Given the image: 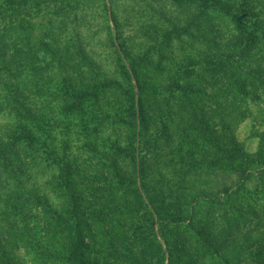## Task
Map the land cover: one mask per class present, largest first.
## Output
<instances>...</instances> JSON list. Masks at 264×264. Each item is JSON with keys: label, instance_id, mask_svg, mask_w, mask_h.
<instances>
[{"label": "rangeland", "instance_id": "374dc122", "mask_svg": "<svg viewBox=\"0 0 264 264\" xmlns=\"http://www.w3.org/2000/svg\"><path fill=\"white\" fill-rule=\"evenodd\" d=\"M191 4L190 0H49L48 4H39L38 8H34L32 15L29 14L31 18L26 17V6H23L24 11L20 8V25L33 26L34 43H38L49 30V45L57 49L58 54L53 56L49 53L47 96L39 95L37 89L43 84L42 78L35 77L28 69L18 80L10 78L0 61V145L9 148L7 160H14L9 169L12 183L5 187L4 193L1 192L0 210L15 207L24 213L18 215L20 222H29L40 230L43 225L36 216L33 218L29 214V203L34 199L49 204L51 210L58 211L65 219H70L69 212L77 208L87 218L98 216L104 208L125 213L128 197L125 188L117 186L118 179L111 168L113 158H117L122 175L125 173V177H131L132 181L142 174H137L126 154L118 156L116 150L120 148L132 155L127 148L133 143L130 139L133 133V118H130L133 112L128 113L130 105L124 101L125 97L120 91L98 90L104 80H114L126 87L118 49L112 44L111 35L114 39L120 36L117 43H125L134 57H142L143 64L138 67L141 68L145 88L154 87V95L161 103L168 97V88L177 80L180 71L184 74L182 85L185 88L200 86L201 81L194 79L196 75L205 79L211 75L229 80L231 76L216 71L213 74L211 66L216 64V60L222 61L219 58L222 53L214 50L215 45L208 44L202 38L194 39V35L189 33L184 35V31H181L187 17L182 9ZM0 7L3 8L0 14H7L4 0H0ZM1 20L0 16V27L3 28ZM217 25L215 23V30L222 31ZM75 47L86 58V61H81L89 70L84 81H80L77 70L60 64L66 53ZM230 49H225L227 54ZM263 51L255 49V58L245 59V66L231 67L238 80L247 86L249 95H234L229 104L230 110L220 108V105L227 107V98L213 97L208 84L205 86L207 96L196 95L197 101L187 103L197 107L192 112L200 118L194 120L193 126L200 127L203 123L200 130L209 133L210 141L201 139L197 131L191 133L187 122L177 120L174 125L170 122V126H163L170 121L168 112L162 116L159 102L156 105L150 100L149 129L144 140L132 146L143 151L141 154H145L148 160L150 180L145 185L152 192L154 200L158 201V207L162 206V210L165 208L163 217L181 214L185 220L175 225L166 223L162 227L166 237V243L162 240L166 264H204L208 260V257H204L202 243H196L191 229L183 234V223H189L193 218L196 225L201 226L199 221L206 220L205 214L209 208L217 209L218 215L226 211L238 216L240 211L238 213L237 209L241 208L239 204L243 200L246 199L249 204L254 199L256 202V197H260L256 193L264 191L260 178L263 174L253 172L241 178L221 167L236 155L240 157L237 160L244 170L255 169L264 160V85L259 78L254 81L248 70L251 68L258 75L264 74ZM187 75L193 78L188 80ZM222 94L229 97L231 93L224 89ZM233 103H238L235 108ZM165 106L162 108L165 109ZM232 107L234 115L231 117ZM177 108L180 107L175 104L172 109L177 111ZM167 109L171 108L167 106ZM13 135L24 143L14 145L11 140ZM156 136L160 138L158 151L153 144ZM37 139L38 142L35 141ZM223 150L224 154L221 153ZM16 154L22 161L21 165L15 163ZM4 158L0 157L1 175L9 167V162L3 161ZM62 165H66L65 171L71 169L68 181ZM225 182L231 188L240 190L234 202L224 201L219 194ZM126 190L132 194L130 200L139 202L137 196ZM155 190L161 193V198L156 197ZM220 201L223 205H219ZM132 210L136 211V208ZM134 216L139 227L147 226L142 222L145 217L141 211L138 210ZM221 219V223L211 221L210 226H214L216 237H221L217 239L219 245L227 252L234 249L232 264H260L258 259L262 253L258 244L264 238L261 233H256L255 237L249 233L251 240L243 237L244 234L239 237L237 228H226L224 234L227 222ZM130 224L133 226L131 221ZM123 226L120 233L124 234L121 242L125 248L114 253L112 245H107V237L102 238V234H97L91 238L88 234L83 238L84 249L80 250V257L88 264H161L162 254L157 251L156 243L147 236L150 233L148 228L145 234H140L139 246L130 234L123 231ZM63 227L61 223L60 228ZM217 234H223L224 238ZM64 236L51 242L61 256L67 255L70 246L69 239ZM86 242L91 246L87 247ZM121 242L115 245H121ZM31 255L37 256L33 251ZM209 264H216V261Z\"/></svg>", "mask_w": 264, "mask_h": 264}, {"label": "trees", "instance_id": "16d2710c", "mask_svg": "<svg viewBox=\"0 0 264 264\" xmlns=\"http://www.w3.org/2000/svg\"><path fill=\"white\" fill-rule=\"evenodd\" d=\"M40 1L41 3L39 0H4L5 9H8V11L7 14H0L2 18L1 21L4 24L3 28L0 27V61H2L4 70L10 78L18 80L27 69L30 70L35 77L42 78L43 84L37 89L40 93L39 95L47 96L49 94V53L56 56L58 50L52 49L51 45H49V30L43 34L42 39H40L38 43H34L32 36L33 26L27 24L20 25V8L23 9V6H26V17L31 18L29 14L32 15V10L34 8H38L39 4L49 3V0ZM190 1L192 4L182 9L187 13V17L183 23L184 28L182 27L181 31H184V35H188L187 33H189L190 35H194V39L200 40L202 38L201 40L208 44L215 45L213 47L214 50H216L217 53H222L219 57L222 61L216 60V64L211 66L213 74L219 72L221 75L231 76V78L228 80L226 78L221 79L208 75L205 79L201 75H196L194 79L198 78L201 81L200 86L185 88L182 85L184 74L180 71L177 74V80L168 88V97L164 98L163 103H161L159 102V98L154 95V87L145 88L146 83L141 77V68L138 67L140 64H143L142 57H134L133 54L129 52L130 49L125 46V43H117V41L120 40V36L114 39L112 34L111 42L118 49L120 67L124 73L123 76L125 78L126 87H123L119 82L114 80H104L101 87H98V90L101 89L100 92H105L115 89L124 95V101L130 105L128 107V113L130 111L133 112L132 117L130 116L131 119L133 118L131 123L133 133L130 139L134 144L140 140H144L146 132L149 129L147 122L149 121L148 115L151 111L149 108H152L150 100L156 105L159 102V110L162 116L168 112L167 117L170 121L163 126H170V122L174 125L177 120L185 123L187 122V124H190L188 128L191 133L197 131L201 139L207 138V140L210 141V136L208 137L209 133L206 134L200 130L201 126L204 125L202 122L200 127L193 126L194 120H198L199 117H195L196 114L193 113L192 110L197 107L191 103L187 105V103L197 101L198 98L196 95L204 94L207 96L205 87L207 84L210 86L209 90H211L210 93L213 97H218L220 99L224 96L227 98V107L220 105V108L225 110H228L230 101L234 95L236 97L239 95H249L247 86L238 80L237 74L232 72L233 69L231 67H236L238 65L245 66V59L248 58L251 60L255 58L256 55H253L255 49L264 50V0ZM1 9L3 8L0 7V10ZM215 23H218L217 27H220L222 31L215 30ZM206 25L209 27H206ZM227 47L231 48L228 54L227 50H225ZM82 56V51H80L78 47H75L74 50L68 51L63 58V62H60L62 66L66 65V67L69 66L77 70L79 72L80 81L86 80L89 72L86 66L81 63V61H86V58ZM73 63L74 65H70ZM150 63L152 64V62ZM248 70L250 71V77H252L254 81H258L259 78L264 85L263 73L258 75L253 69L250 68ZM240 72H242V70H240ZM187 77L188 80L193 78L191 75H187ZM219 86H221L220 89L218 88ZM164 87L165 86H163V88ZM224 89L231 93L229 97L222 94ZM183 101L186 103H183ZM175 104H178L180 107L177 108V111L172 109L175 107ZM235 104L238 103H233L232 106L234 108ZM164 105H166L165 109H167V106L171 109L165 110L162 108ZM233 107L231 109V117L234 115ZM188 116H193L195 118L188 119ZM160 123L162 124V122ZM161 136H164V134ZM11 140L14 145H19L20 142L24 143L21 141L22 139L16 135H13ZM159 140L160 138L158 136L153 140V144L156 146L157 151L159 150ZM35 141L38 142V139ZM132 144H129L127 147L129 151L132 152V155H128V153L120 148L116 149L117 154L118 156L126 154L131 162H133L132 166L135 171H137V174H142L141 177H134L135 179L132 181L131 177H125V173L122 175V169L117 165V158H113L114 163L111 165V168L115 170L113 174L118 179L117 186L125 188L126 197H128L125 202V213L121 211L114 212L110 208H104L98 216L91 215L90 218H87L88 216L82 215V212L78 211L77 208L76 210L73 209L72 213L69 212L70 219H65L59 215L58 211L55 212L51 210L49 204L34 199L32 202L29 201L30 212H32V214L30 212L29 214L32 215L33 218L36 216L39 223L43 225V229L41 228L40 230V228L38 229L34 224L29 222L24 224V222H20L18 215L20 216L24 213L20 212L17 208L10 207L8 210L4 208L0 210V264H88V261L80 257V250L84 249L82 244L83 238L88 234L91 238H94L97 234H102V238H108L107 245H112L111 247L114 253L119 252L126 247L121 242L124 240V234L120 233L123 225V231L130 234L132 240H134L137 245L139 244V246L141 244V241L138 242L140 234H145L144 231L147 227L150 231L147 236L156 243L157 251L162 254L161 264H166L165 247L162 243V240L166 243V237L163 234L162 227H164L166 223H174L171 225H175L180 222H185V220L181 214L173 217L170 215L166 218L163 217L162 214L165 212V208L162 210V206L158 207V201L154 200L152 192H150L145 185L146 181L150 180L147 169L148 160L146 156L144 157L145 154H141L143 151H140L137 146H132ZM195 145L200 146L199 143H195ZM218 146L221 147L220 145ZM180 152L182 151L180 150ZM221 153L224 154V150L221 151ZM8 155H10L9 148L0 145V157H5L6 159L4 158L3 161L9 162V167H6V175L0 174V199L3 198L1 192L4 193V190H6L5 187L10 186L12 183V172H10L11 170L9 169L10 163L13 164L14 160H7ZM14 156L17 159L15 163L21 165L22 161L19 159V156L17 154ZM239 158L240 157L236 155L233 159L228 160L225 165H221V167L226 168V170L228 169V171L231 170L233 174L241 178L253 172H259L264 175V160L260 161L255 169L244 170L242 165H240L241 162L237 160ZM109 159L112 160V157H109ZM247 160L250 161L251 159L247 158ZM62 167L65 171L66 165H62ZM22 168L20 167V169ZM202 169L206 170L205 167ZM70 171L71 169H67L64 173L67 181L71 178ZM103 178L107 177L104 176ZM260 178H262L264 186V176ZM240 185L241 184H239V187ZM126 189H129L131 193L137 196L139 202L130 200L132 194L128 193ZM156 191L157 190H155L157 194L156 197L161 198L159 195L161 193ZM239 193L240 190L238 191L234 187L231 188V186L227 185L225 182L219 194L223 196L222 199H224V201L230 200V202H234V200L238 199ZM256 194L260 196L259 198L256 197V202H254L255 199L253 198L254 200L251 204L247 203L246 199L243 200V203L239 204L241 208L237 209L238 213L240 211L238 216H233L226 211L218 215L216 212L217 209L209 208L206 211L207 213H204L207 217L206 220H198L201 226L196 225L193 218L189 223H183L185 226L183 234H185V231L187 232V230L191 229V232L196 237V243H202V251H205L204 257H208V263L206 261L204 264H209L214 261H216V264H232V259L234 258V249L233 251L227 252L223 246L219 245L217 239L220 240L221 237H216V233L213 230L215 229L214 226H210L211 221L217 222L218 220L221 223V218H223V220L227 222V226L225 230H223L224 234L227 232L226 228H237L239 237L244 234L243 237L247 236L246 239L251 240L252 237L250 238L248 236L249 233L254 237L257 235L256 233H261L264 237V191L257 192ZM163 198H165V196ZM221 203H219V205H223V203ZM132 208H136V211H133ZM138 210L144 214L145 219L142 218V222L147 225L146 227L143 225L139 227L137 225L134 214L137 213ZM196 211L195 209V212ZM133 212L135 213L133 214ZM191 212L193 215L194 211L192 209ZM122 214H124V217H122ZM129 214L131 217H129ZM105 216H108L107 219L104 218ZM193 217L195 219L198 218L196 216ZM201 219L203 218L201 217ZM72 220L73 222L70 223ZM242 220H244V223H242ZM130 221L133 223V226H131ZM240 221L242 227H240ZM61 223L64 224L63 228H60ZM209 227L212 228L211 231ZM244 227H247V229ZM217 235L222 236L223 234ZM60 236L67 237L70 242L67 255L64 256H61L51 243L54 240H60ZM222 238L224 237L222 236ZM117 242H121V245H115ZM84 244L87 247L91 246V244L88 245L87 242ZM101 245L106 244L102 243ZM258 249L262 253L259 256L258 262L264 264V238L261 240V243L258 244ZM32 251L36 253V257L31 255ZM261 256L263 260H261Z\"/></svg>", "mask_w": 264, "mask_h": 264}]
</instances>
